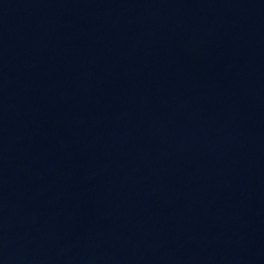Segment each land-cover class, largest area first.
I'll use <instances>...</instances> for the list:
<instances>
[{"label": "water", "instance_id": "obj_1", "mask_svg": "<svg viewBox=\"0 0 264 264\" xmlns=\"http://www.w3.org/2000/svg\"><path fill=\"white\" fill-rule=\"evenodd\" d=\"M0 264H264V0H0Z\"/></svg>", "mask_w": 264, "mask_h": 264}]
</instances>
